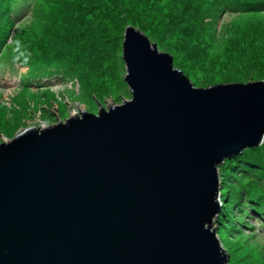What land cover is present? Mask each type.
<instances>
[{"label":"water","instance_id":"obj_1","mask_svg":"<svg viewBox=\"0 0 264 264\" xmlns=\"http://www.w3.org/2000/svg\"><path fill=\"white\" fill-rule=\"evenodd\" d=\"M130 101L0 144V264H227L218 167L264 139V81L194 88L125 28Z\"/></svg>","mask_w":264,"mask_h":264},{"label":"rangeland","instance_id":"obj_2","mask_svg":"<svg viewBox=\"0 0 264 264\" xmlns=\"http://www.w3.org/2000/svg\"><path fill=\"white\" fill-rule=\"evenodd\" d=\"M33 1L2 35L0 63L14 60L15 67L0 66V144L27 128L130 101L122 60L128 26L169 54L194 88L264 81V11L226 10L224 0ZM44 56L77 63L65 78H28L20 64ZM263 169L264 139L218 167L213 228L227 264H264V219L244 216L237 204L239 184H257L251 176Z\"/></svg>","mask_w":264,"mask_h":264},{"label":"trees","instance_id":"obj_3","mask_svg":"<svg viewBox=\"0 0 264 264\" xmlns=\"http://www.w3.org/2000/svg\"><path fill=\"white\" fill-rule=\"evenodd\" d=\"M226 10H245V11H264V0H224ZM34 2L33 0H0V51L4 42L2 35L5 33V29L13 24L15 19L18 18L29 4ZM207 17V16H206ZM209 17V15H208ZM40 54H44L39 51ZM78 54H75L76 59ZM22 59L20 62H22ZM12 61L6 62L4 65L0 63V66L7 67V69H14L15 63ZM75 60H65L64 58L53 57H41L37 59L34 66L24 64L22 67L27 68L28 78L33 75L34 78L42 79L43 77L60 75L65 78L68 73H71L76 66ZM46 83V82H45ZM41 85V84H38ZM264 171V169H263ZM256 173V172H255ZM260 176V177H259ZM251 179L258 181L246 182L245 184H239V198L240 201L237 204H241L239 211L244 213V216L260 215L261 219H264V172L262 174H256L251 176Z\"/></svg>","mask_w":264,"mask_h":264},{"label":"bare ground","instance_id":"obj_4","mask_svg":"<svg viewBox=\"0 0 264 264\" xmlns=\"http://www.w3.org/2000/svg\"><path fill=\"white\" fill-rule=\"evenodd\" d=\"M75 114V113H74ZM38 130H40V129H38Z\"/></svg>","mask_w":264,"mask_h":264}]
</instances>
